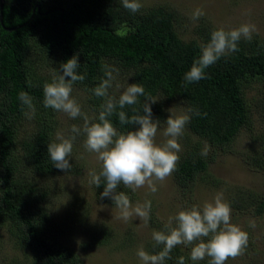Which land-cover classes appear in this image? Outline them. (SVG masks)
Here are the masks:
<instances>
[{
	"label": "trees",
	"instance_id": "1",
	"mask_svg": "<svg viewBox=\"0 0 264 264\" xmlns=\"http://www.w3.org/2000/svg\"><path fill=\"white\" fill-rule=\"evenodd\" d=\"M142 5L139 12L132 13L123 8L121 0H0V231L5 229L13 236L14 250L25 259L10 263L8 253L0 249V264H84L79 251L67 242L72 231L79 230L83 236L85 251L112 239L110 223L92 225L88 221L92 217L90 202L81 196L73 197L67 208L72 212L53 208L62 190L56 178L84 170L83 161L75 157L80 146L77 138L84 135L73 142L71 169H57L47 145L57 132L66 137L72 133L71 128L61 131L58 112L44 107L43 85L53 76L42 69L48 61L59 70L61 63L73 55L78 57L77 72L85 79L73 87L89 95L81 101V109L92 121L104 102L93 94L104 78V65L119 70L118 75L114 73L110 95L118 98L128 84L137 83L147 94L161 98L152 105L153 119L160 120V127L166 125L168 109L176 102L184 103L186 111L193 109L184 134V152L174 171V181L182 192L200 178L209 183L213 177L210 164L220 153L230 152L245 132L250 143L240 156L248 168L264 175V128L254 116L260 112L264 123V36L254 32L251 41L242 39L238 51L205 69V79L184 87L183 77L200 56V46L209 42L211 32L219 27L201 21L195 35L186 38L180 31L187 28L185 17L178 8L169 3ZM255 80L263 87L249 102L246 89ZM21 91L32 97V119L24 115L27 109L18 98ZM139 101L136 108L143 114L144 97ZM124 111L133 114L131 108ZM110 119L119 132L138 127L121 125L115 114ZM204 143L211 149L206 157L200 154ZM92 186L99 203L114 206L110 198H101L103 184ZM118 191L135 200L123 185ZM229 199L233 212L264 214V189L258 192L240 187ZM165 223L151 209V231L161 230ZM147 246L153 254L160 250L153 248L152 239ZM189 253L178 246L166 264H176L181 255L186 264H193ZM201 261L195 264H208V258Z\"/></svg>",
	"mask_w": 264,
	"mask_h": 264
},
{
	"label": "clouds",
	"instance_id": "2",
	"mask_svg": "<svg viewBox=\"0 0 264 264\" xmlns=\"http://www.w3.org/2000/svg\"><path fill=\"white\" fill-rule=\"evenodd\" d=\"M121 2L123 8L132 13L139 12L143 7L141 0ZM205 14L203 9L197 8L192 12L191 19L196 21ZM255 31V25L249 23L227 30L224 27L214 29L209 42L200 46V56L185 73L184 87L205 79V69L221 57L238 51L239 42L242 39L251 41ZM78 67V57L73 55L60 64L59 74L54 73L50 82L43 85L45 108L62 112L72 119H83L81 126H71L72 135L66 137L57 132L55 140L48 143L47 152L52 164L57 169L70 170L73 142L77 136L83 134L85 148L95 153L101 164L98 173H88L89 183L96 188L104 185L101 198L108 197L113 201L118 210L116 219L128 222L138 217L147 226L152 209L151 201L145 200L142 204L134 205L129 196L124 191H118V188L123 185L124 188L136 192L147 187L151 193L157 192V182H164L176 170L179 153L182 151L178 140L190 122L193 109L189 108L181 113H176L173 108L168 109L170 114L161 131L160 120L153 119L152 112V105L161 98L147 94L144 87L137 83L128 84L118 98L110 95L109 89L113 88L116 81L114 73L118 75L119 70L104 65V78L93 89V94L103 98L104 102L98 118L92 121L71 95L73 85L85 79L84 75L78 74ZM115 87L119 89L121 85L116 82ZM141 96L144 97L143 114L136 108ZM18 98L23 108L27 109L24 111L25 117L32 119L35 115L32 97L21 91ZM126 107L131 108V116L124 111ZM114 114L118 116L121 125L138 127L135 130L119 132L110 119ZM195 115H200L198 110ZM158 133L164 138L161 143L156 140ZM208 152L206 145L200 154L206 157ZM231 211V206L222 192H218L211 201H205L202 205L182 208L168 218L161 230L152 231L153 248L159 247L158 252L150 253L143 246L137 249L136 255L140 264H166L171 259V252L178 246L190 248L188 259L193 264L205 258H208V264H226L229 258L235 259L242 255L248 246L249 237L245 230L231 222ZM249 226L254 228V221ZM176 264H186L185 257H178Z\"/></svg>",
	"mask_w": 264,
	"mask_h": 264
},
{
	"label": "rangeland",
	"instance_id": "3",
	"mask_svg": "<svg viewBox=\"0 0 264 264\" xmlns=\"http://www.w3.org/2000/svg\"><path fill=\"white\" fill-rule=\"evenodd\" d=\"M145 6L169 3L178 8L182 15L185 17L186 29L181 28V34L186 38L195 35L194 29L197 28L201 21H210L216 27H224L226 30L239 27L241 24L249 23L256 27L255 32H261L264 36V0H141ZM201 8L206 13L203 17L196 21L191 19L192 12ZM53 61L46 62L42 69H47L50 74H59L58 68ZM263 87L262 83L256 80L248 85L246 91L248 93L249 102L253 98H257L258 93ZM72 97L78 100L81 105L83 98H89L85 91L78 87H73ZM170 108L176 113L186 111L184 103L176 102ZM258 126L264 128V123L261 119L260 112H255ZM58 123L60 124L61 131L68 130L72 125L81 126L83 120L80 118L72 119L62 112L57 113ZM166 125L160 127L161 131ZM185 127L183 135L179 138L178 142L181 144L182 151L179 156L184 152L183 145L185 137ZM191 136V135H190ZM163 137L158 133L157 143L163 141ZM191 139V138H189ZM85 136L78 137L79 143L78 151L76 150V159L80 162L83 161L84 170L81 174H62L57 177V186L62 187L59 192L61 196L58 200H54L55 211L68 212L72 210L67 209L70 203H73L75 195L81 196L84 200L90 202L92 217H89V222L92 225L110 223L112 226V239L106 244L98 248L90 250H83L81 247L82 238L79 230L72 231L71 237L67 242L75 247L81 254L84 264H140V260L136 255L137 249L141 246L146 251H149L147 243L151 238V228L149 224L144 226L136 217L133 220L124 222L116 219L117 209L113 205L99 203L96 200L95 189L89 183L90 177L88 175L91 171H100L101 164L96 159V154L89 152L84 145ZM193 140H196L193 138ZM250 140L248 134L242 133L237 141L232 145L231 151L227 153H220L217 158L210 164V173L213 174L212 179L207 183L204 179L197 180L188 191L182 192L174 181V172L171 176L167 177L164 182H157V192L151 193L147 187L138 189L132 192L135 200L131 201L134 205L136 203H143L145 200H150L152 209L159 219L167 222L170 216H174L179 210L186 206L202 205L205 201H211L213 197L222 192L225 200L231 206V222L239 225L243 230L248 233L249 241L248 246L244 253L235 259L229 258L226 264H264V214L254 215L250 212H233V205L229 199L230 194L237 192L240 187L254 189L262 192L264 189V175L260 172L248 168L245 165L240 153L246 150ZM207 144L204 143V148ZM209 151L211 150L208 146ZM49 181V179H48ZM51 185V183H50ZM53 185V184H52ZM255 223V227H250V222ZM0 249L7 252V260L12 261H25L20 256L19 252L14 250L15 243L11 238L12 235L5 229L0 231ZM131 236V240L128 238ZM82 249V250H81ZM190 251V248H187ZM9 263V264H10Z\"/></svg>",
	"mask_w": 264,
	"mask_h": 264
},
{
	"label": "water",
	"instance_id": "4",
	"mask_svg": "<svg viewBox=\"0 0 264 264\" xmlns=\"http://www.w3.org/2000/svg\"><path fill=\"white\" fill-rule=\"evenodd\" d=\"M0 17H1V20H3L2 18H3V13L2 12H0Z\"/></svg>",
	"mask_w": 264,
	"mask_h": 264
}]
</instances>
